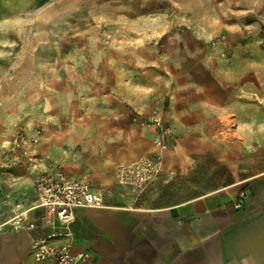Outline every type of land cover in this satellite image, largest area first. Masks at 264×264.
<instances>
[{
    "label": "crops",
    "instance_id": "0c3cea01",
    "mask_svg": "<svg viewBox=\"0 0 264 264\" xmlns=\"http://www.w3.org/2000/svg\"><path fill=\"white\" fill-rule=\"evenodd\" d=\"M211 40L207 52L187 53L195 57L193 64L181 55L157 62L152 48H135L124 69L116 70V102H81L86 109L67 116L53 114L56 102L48 107V121L40 126L42 136L34 151L61 162L66 176L87 180L103 197L102 206L74 209L71 249L90 255L82 264H264V146L248 148L253 137L249 122L261 119L264 109L248 101V85L242 82L247 75L243 70H252V64L234 63V68L236 55L228 36L227 50ZM152 64H162L167 75L161 77V67L151 68ZM161 95L164 121L173 135L163 153L161 174L136 194L117 181L116 169L152 153V129L139 126L132 117H146L153 99ZM226 122L235 124L231 131ZM199 154L222 161L230 180L191 198L162 202L156 189L160 180L170 178L169 173L185 174ZM41 171L48 169L0 167V188L8 191L13 177V200L28 208L36 198L33 178ZM26 180L32 195L25 194ZM239 192H244L243 198ZM237 201L240 208L234 206ZM29 216L36 221L33 230L2 226L0 264H51L33 259L30 238L49 230L52 211L36 208ZM9 217L0 218V223Z\"/></svg>",
    "mask_w": 264,
    "mask_h": 264
},
{
    "label": "rangeland",
    "instance_id": "374dc122",
    "mask_svg": "<svg viewBox=\"0 0 264 264\" xmlns=\"http://www.w3.org/2000/svg\"><path fill=\"white\" fill-rule=\"evenodd\" d=\"M221 34L232 42L234 68L252 64L242 82L248 101L264 109V0H0V145L16 121L44 127L55 102L53 114L62 116L79 115L86 109L81 102H116V70L124 69L131 50L148 46L157 62L181 55L193 64L187 53L207 52ZM150 67L162 71V64ZM249 130L248 148L264 146V112ZM168 176L155 188L169 203L230 180L222 161L209 154L194 156L185 174ZM9 178L8 191L0 188V218L17 211ZM30 188L26 180L25 194L32 195Z\"/></svg>",
    "mask_w": 264,
    "mask_h": 264
},
{
    "label": "built area",
    "instance_id": "2783aa9c",
    "mask_svg": "<svg viewBox=\"0 0 264 264\" xmlns=\"http://www.w3.org/2000/svg\"><path fill=\"white\" fill-rule=\"evenodd\" d=\"M212 44H220L227 50L226 36L221 34L211 40ZM225 54V51L222 52ZM165 102L156 100L152 111L144 118L132 117L139 126L152 129L153 151L150 155H141L136 160L121 164L116 169L117 181L134 190H142L150 181L156 178L162 170L163 153L168 140L173 135V128L164 121ZM42 136L39 125L27 126L18 122L13 126L8 141L0 146V167L9 168L21 164L28 171L39 170L42 166L48 171H41L33 178L36 198L35 203L28 208L17 205V211L9 219L0 223L9 225L14 231L33 230L36 221L29 213L36 208H48L52 211V224L42 236L30 238V252L36 262L51 264H82L90 255L85 252H73V231L71 224L74 220V209L98 207L103 205L102 193L93 190L90 183L83 178L66 176L63 164L49 161L34 151ZM239 198L244 192H239ZM234 206L241 207L240 201Z\"/></svg>",
    "mask_w": 264,
    "mask_h": 264
}]
</instances>
